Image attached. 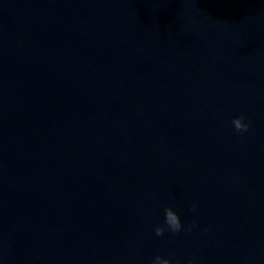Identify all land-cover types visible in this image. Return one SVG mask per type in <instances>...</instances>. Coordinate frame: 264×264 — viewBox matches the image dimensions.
Here are the masks:
<instances>
[{"label": "clouds", "instance_id": "1", "mask_svg": "<svg viewBox=\"0 0 264 264\" xmlns=\"http://www.w3.org/2000/svg\"><path fill=\"white\" fill-rule=\"evenodd\" d=\"M232 127L234 131L238 135H243L244 133L248 132L251 127V121L247 120L245 116L240 115L237 117H233L231 121ZM192 210L195 211L197 208V204H192ZM165 221L162 225H156L154 227V233L157 237H161L165 234L166 231H171L173 234L179 233L184 226L181 223L180 216L176 211L173 210L171 206L165 207ZM196 222L193 220L192 224L188 225L185 229L188 232L192 231V228L195 226ZM205 232L208 231V229L204 230ZM151 264H173V261L171 259L163 258L160 255H157L153 258ZM175 264H180V261L177 260ZM188 264H196L195 260H190Z\"/></svg>", "mask_w": 264, "mask_h": 264}]
</instances>
